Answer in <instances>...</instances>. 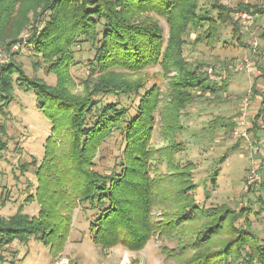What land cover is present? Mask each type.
Returning <instances> with one entry per match:
<instances>
[{"label":"trees","instance_id":"trees-1","mask_svg":"<svg viewBox=\"0 0 264 264\" xmlns=\"http://www.w3.org/2000/svg\"><path fill=\"white\" fill-rule=\"evenodd\" d=\"M213 1L216 17L209 10L203 12L201 0L0 1V43L34 46L41 59L37 63H45L59 78L56 86L30 78L15 59L0 66V115L20 86L36 95L38 109L51 122L44 159L36 166L35 197L41 209L34 216L21 209L9 218L0 216L1 262L6 259L3 249L16 240L36 237L56 251L61 249L71 231L74 209L83 206L94 211L90 229L102 249L122 245L139 251L158 236L176 240L174 248H163L171 260L166 264H264V241L251 230L248 208L237 212L226 204L199 205L196 165L176 159L184 150L176 140L184 131L182 110L195 101L198 90L214 94L225 87L227 78L217 82L218 76L189 64L184 56L185 34L192 26L207 23L198 41L211 45L219 37L220 24L230 23L242 39L245 30L238 12L264 14L262 6L231 7ZM40 17H46L42 30L33 28L27 40L19 39L24 28ZM158 17L167 22V37ZM83 43L94 51L88 63L91 75L84 92L74 94L66 83L75 47ZM252 64L256 73L261 72L257 76L264 77L259 61ZM156 65L169 78L164 99L157 84L145 88L127 77ZM252 87L261 94L259 80ZM110 94H136L140 99L132 113L121 102H104L102 96ZM253 114L250 131L262 142L264 107ZM158 116L167 138L161 147L152 141ZM237 124L234 118L229 123L232 129ZM0 132H6L1 120ZM116 133L122 145L119 161L110 172L99 171L96 155ZM7 147L0 136V158ZM229 153L222 156L221 164ZM156 208L162 212L159 217ZM242 217L246 221L238 225Z\"/></svg>","mask_w":264,"mask_h":264},{"label":"rangeland","instance_id":"rangeland-1","mask_svg":"<svg viewBox=\"0 0 264 264\" xmlns=\"http://www.w3.org/2000/svg\"><path fill=\"white\" fill-rule=\"evenodd\" d=\"M213 0H201L200 8L209 10L216 17L217 11L213 10ZM225 5L235 7L240 3H248L264 7V0H221ZM253 14V13H252ZM254 21L246 24L243 20L241 27L245 35L239 39V34L234 31L230 23L220 24L219 37L211 45L207 40L198 41L208 24L191 27L185 34L186 44L184 56L189 64L201 71L208 70L207 75L213 74L217 82H223L224 88L216 93L197 91L193 103L182 110V123L184 131L176 136V140L183 144L184 150L176 154L177 162L192 161L196 165L194 180L197 183L196 200L201 206H217L226 204L237 212L248 208L247 217L251 230L264 241V137H259L262 142L251 133V110L258 104L264 107V77L249 72L246 68H236L239 62L246 58L258 60L264 70V14L254 13ZM46 17H40L27 25L19 39L27 40L32 29L42 30ZM164 27L165 36H168V25L164 18L158 17ZM258 42L254 47V41ZM75 61L69 69L67 86L74 94L84 92L85 84L90 78L89 60L94 57V51L89 43L75 47ZM262 53L263 55H259ZM34 51V46L23 45L13 58L19 62L25 74L38 77L51 86L58 84V75L49 71L46 64L40 61ZM210 69H212L210 71ZM220 75H214V72ZM215 72V73H216ZM206 74V73H205ZM96 75L92 78L95 79ZM130 80H138L151 88L157 84L163 99L169 94V78L162 74L159 65L148 67L138 72H129ZM255 80L261 82L260 93L255 94L251 86ZM237 82L242 84L239 87ZM251 85L248 88V83ZM231 83H235L232 87ZM141 91V93H143ZM196 92V91H195ZM246 97L250 98L247 116L249 139L235 136L234 129L229 123L233 118L241 116L242 104ZM104 102H121L122 106L135 111L140 97L136 94L128 95H103ZM5 114L0 115V120L6 124V132L0 136L8 144L0 158V216L9 218L20 209L31 216L38 215L41 209L36 199L38 177L36 166L45 156L47 138L51 135V122L37 107V97L32 91H26L16 86L13 99L9 106L4 107ZM261 122L264 125V120ZM264 136V134H263ZM153 145L164 146L167 143L159 116L156 120ZM256 146L261 150L255 152ZM122 145L116 133L107 138L96 155L95 168L102 172H110L119 161ZM228 158L224 163L220 159L224 154ZM261 154H260V153ZM165 171L167 164L161 166ZM256 168L259 177L249 179L251 170ZM215 177V179H213ZM160 209H155L154 214L159 217ZM94 211L79 206L73 211L71 231L63 247L59 250L52 249L40 239L31 237L28 242L14 241L3 249L5 261L0 264H166L171 260L163 252V248H174L176 240L152 238L146 246L139 251H131L122 245L102 249L97 246L92 238L90 229ZM242 217L238 225L245 223ZM225 236V235H223Z\"/></svg>","mask_w":264,"mask_h":264},{"label":"built area","instance_id":"built-area-1","mask_svg":"<svg viewBox=\"0 0 264 264\" xmlns=\"http://www.w3.org/2000/svg\"><path fill=\"white\" fill-rule=\"evenodd\" d=\"M1 1V0H0ZM246 24H251L254 21V14L246 12V11H240L237 14ZM23 38V37H22ZM258 42L257 40L254 41V47H257ZM22 47V42H17L11 46H7L5 44L0 43V66L7 64L9 62H11L13 55L15 52H17L20 48ZM239 68H246L247 71L249 72H254V67L253 64L251 62V60L249 58H246L242 65ZM212 69H210L211 71ZM257 73H261L260 71H258ZM250 104V98L246 97L243 104H242V112H241V116L235 118V120L238 122V124L236 125L235 129H234V134L235 136L238 137H242L243 139H249L250 138V134L248 131V121H247V116H248V106ZM256 150L261 149L260 146H256L255 147ZM253 177H259L258 176V171L256 168H253L251 170V174L249 175V179L251 180V178Z\"/></svg>","mask_w":264,"mask_h":264},{"label":"crops","instance_id":"crops-1","mask_svg":"<svg viewBox=\"0 0 264 264\" xmlns=\"http://www.w3.org/2000/svg\"><path fill=\"white\" fill-rule=\"evenodd\" d=\"M254 74L257 75L255 69H254ZM237 84L239 85V87H242V84H240V82H237ZM259 84L262 85L261 82H259ZM233 85H235V83H231L230 86L232 87ZM250 85H251V82L248 83V85H247L248 88H249ZM251 86H252V85H251ZM258 104L260 105V100L258 101ZM258 104H257V105H258ZM257 105H256L255 107H253V110H252L253 112H255V111L258 110L259 107H257Z\"/></svg>","mask_w":264,"mask_h":264}]
</instances>
